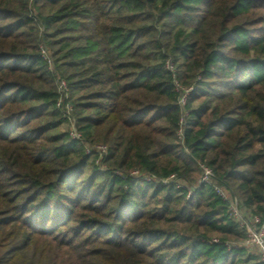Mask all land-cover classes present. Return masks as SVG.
<instances>
[{
	"label": "trees",
	"instance_id": "trees-1",
	"mask_svg": "<svg viewBox=\"0 0 264 264\" xmlns=\"http://www.w3.org/2000/svg\"><path fill=\"white\" fill-rule=\"evenodd\" d=\"M199 165L264 218V0H0V264H264Z\"/></svg>",
	"mask_w": 264,
	"mask_h": 264
},
{
	"label": "built area",
	"instance_id": "built-area-1",
	"mask_svg": "<svg viewBox=\"0 0 264 264\" xmlns=\"http://www.w3.org/2000/svg\"><path fill=\"white\" fill-rule=\"evenodd\" d=\"M41 57L47 61L48 68L51 69V60L48 52L44 49L43 46H39ZM166 67L169 70H172V66L170 63L166 64ZM56 89L59 94V99L56 103L57 108L63 114V116L67 117V132L69 137L72 140L80 142L84 146V150L86 154H96L95 164L100 166V169L103 167L102 164H99L100 159L106 154L107 148L103 145H88L82 141L81 135L76 131L74 126V120L69 115L70 105L63 106L62 100L67 97V87L63 80L56 79ZM189 89L183 91L179 98V103L182 105L185 102L186 94L188 93ZM181 130L178 131L180 133ZM201 168V176L197 181V185L206 184L212 187L216 195L227 202V207L230 215L233 217L235 222L238 224L240 228L245 230L246 238L241 243H225L227 248L236 247V246H244L247 248L255 247L258 252L261 254L262 260H264V218H261L259 215L251 213L249 210L244 208L241 205L239 199L237 197L231 196L226 190L222 187L215 185L212 182V174L211 170L208 167L203 165H199ZM132 175H139L136 171L131 173ZM141 177L146 180L150 181L153 180L155 182H161L166 184L168 182H174L178 186H184V182L177 179L174 175H170L168 178L164 180L154 179L148 175H141ZM191 188H188V195L191 193ZM216 242V239H213Z\"/></svg>",
	"mask_w": 264,
	"mask_h": 264
},
{
	"label": "rangeland",
	"instance_id": "rangeland-1",
	"mask_svg": "<svg viewBox=\"0 0 264 264\" xmlns=\"http://www.w3.org/2000/svg\"><path fill=\"white\" fill-rule=\"evenodd\" d=\"M68 128L65 126V130H67ZM99 168H100V166H99ZM250 250H251V248H250Z\"/></svg>",
	"mask_w": 264,
	"mask_h": 264
}]
</instances>
